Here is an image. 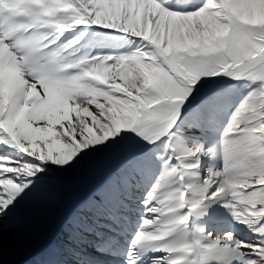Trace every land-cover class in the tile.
Here are the masks:
<instances>
[{
	"label": "snow or ice",
	"instance_id": "snow-or-ice-1",
	"mask_svg": "<svg viewBox=\"0 0 264 264\" xmlns=\"http://www.w3.org/2000/svg\"><path fill=\"white\" fill-rule=\"evenodd\" d=\"M69 206L37 264H264V0H0V264Z\"/></svg>",
	"mask_w": 264,
	"mask_h": 264
},
{
	"label": "rangeland",
	"instance_id": "rangeland-1",
	"mask_svg": "<svg viewBox=\"0 0 264 264\" xmlns=\"http://www.w3.org/2000/svg\"><path fill=\"white\" fill-rule=\"evenodd\" d=\"M89 177L90 176H87V175H77L76 178L72 181L74 190L78 197H80V194H82L83 197L89 194L91 190L90 189L91 185H88L87 187H84L83 189L81 188L85 183H87V181H89L90 178H92V177L90 178ZM69 211L71 212V207L69 208L66 207L64 209L53 208L49 214L38 217L34 223V231L30 239L22 245L24 249L20 251L19 254L21 256L32 255V253L33 254L34 253H44L46 255L45 252L49 248L47 247V243L51 240L54 234L53 232L55 231V229H57L58 225L61 223V219H62L61 217L64 216V218H66L69 214ZM65 222H64V225L66 224L65 230H67L68 229L67 222L66 223ZM56 244H60V243L57 242ZM15 250L18 251V248H16ZM45 255L41 259H43ZM9 259H10L9 257H6L5 259H3V264H12L11 263L12 259L10 260ZM39 261H31L30 263H27L25 260H20L18 263L19 264H37V262Z\"/></svg>",
	"mask_w": 264,
	"mask_h": 264
},
{
	"label": "bare ground",
	"instance_id": "bare-ground-1",
	"mask_svg": "<svg viewBox=\"0 0 264 264\" xmlns=\"http://www.w3.org/2000/svg\"><path fill=\"white\" fill-rule=\"evenodd\" d=\"M92 184H93V178H90L89 181H87V183H85L81 188L83 189L84 187H87L88 185H91V187H92ZM82 189H80V190H82ZM80 197H83V195L80 194ZM66 211H67V209H66ZM69 214H70V211H69ZM69 214H68V216H69ZM67 217L66 218H64V216L61 217L62 218L61 223L58 225L57 229H55V231L53 232L54 234H53L51 240L47 243V247H50L52 245H56L57 242L63 243L66 241V239L68 238L67 237L68 229L65 230L66 224L64 225V222L65 221L67 222V220H66ZM56 224H58V223H56ZM16 248H18V251L15 250ZM23 249L24 248L21 244H18L15 240L11 239L7 233L5 234L3 259H5L6 257H9L10 259H12L11 260L12 264H19L18 262L20 260H25L27 263H30L31 261H39L45 255L44 253H34V254L32 253V255L21 256L19 254V252L22 251ZM45 253H47V251Z\"/></svg>",
	"mask_w": 264,
	"mask_h": 264
}]
</instances>
